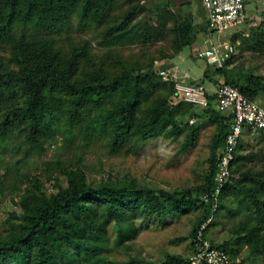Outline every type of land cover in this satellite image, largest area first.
<instances>
[{
	"label": "trees",
	"instance_id": "obj_1",
	"mask_svg": "<svg viewBox=\"0 0 264 264\" xmlns=\"http://www.w3.org/2000/svg\"><path fill=\"white\" fill-rule=\"evenodd\" d=\"M7 2L10 7L7 20L0 22V40L11 36V21L21 8V0ZM101 2L84 0L82 12L86 16L94 8L100 13L97 24L103 20L113 23L106 30L107 38L115 35V39L123 41L124 38L132 42L133 38L149 41L163 36V23L157 26L139 24L138 13L142 7L130 5L121 15H114L111 19L110 14L105 13L108 8L104 9L106 6ZM22 13L25 16L23 26L32 17L34 24L43 25L36 0H24ZM159 13L161 16L165 14L163 10ZM167 20L171 23L169 30L173 32L171 51L176 55L190 43L191 23L177 15H170ZM260 29V24L259 29L252 27L250 35L259 40L260 34H264ZM235 34L230 40L235 39ZM27 35L23 29L18 41L22 46L21 52H12V67L0 57V140L6 142L10 137L16 138L12 146H23L26 155H32L34 151L42 152L48 139L59 134L71 142L76 139L86 143L103 142L111 152L133 151L140 143L168 128L170 132L180 133L183 130L182 120L178 119L183 117L186 118L184 126L188 127L190 139L195 140L198 128L188 125V118L199 117L193 109L194 105L182 100L170 105L167 95L175 94L174 82L163 81L151 65L128 66L109 74L101 67H86V63L92 61L86 45L73 47L70 53L61 54L46 46L32 47L31 40L26 39ZM229 61L222 68H215L223 79L218 85L233 84L242 94L255 100L264 91V76L228 68ZM208 101L205 110L211 112L215 128L209 141V168L195 192L193 189L173 193L156 190L139 183L132 175L122 180L91 184L85 180L79 166L62 169L55 174L52 177L53 191H46L37 177L19 180L16 188H23L24 193L13 199L18 212L11 214L12 228L4 234L0 233V264H113L105 252L110 250L112 241L119 243L134 236L135 230L131 224L126 228L123 219L127 212L135 213L144 204L153 209V205L162 207L166 203L167 206L162 207V210L167 209L162 214L166 221L165 214L177 218L182 211L201 200L204 212L197 227L192 230V237L196 236L200 223L211 214L210 200L204 201L203 196L209 197L214 188L216 154L231 123V115L215 105L214 94H208ZM211 105H215L216 109ZM7 148L4 144L2 153H7ZM238 157L236 154L231 164L232 176L222 188L219 200L233 180L241 187L260 218H264V209L259 207L256 190L241 183L250 178L249 174L236 176L234 164ZM4 168L5 173L0 174L1 182L11 172L8 165ZM59 175L65 179H60ZM250 176L261 186L264 185L261 178L259 181L253 174ZM22 184L25 186L22 187ZM262 205L264 208V200ZM213 220L209 226L215 222ZM110 230L115 233L113 240H110ZM215 246L224 248L231 256L237 254L235 245L228 247V243H223ZM182 261V258L170 256L161 264H181Z\"/></svg>",
	"mask_w": 264,
	"mask_h": 264
},
{
	"label": "rangeland",
	"instance_id": "obj_2",
	"mask_svg": "<svg viewBox=\"0 0 264 264\" xmlns=\"http://www.w3.org/2000/svg\"><path fill=\"white\" fill-rule=\"evenodd\" d=\"M83 2L84 0H36L43 25L34 24L32 17L23 26L24 0H21V8L16 11V17L11 21L13 24L11 36L7 35L0 40L2 61L11 67L14 65L12 52H21L22 46L18 41L25 29L28 34L26 39L31 40L30 45L34 48L46 46L53 51L67 54L73 47L86 45L92 58L91 62L86 63L87 68L101 67L109 74H115L128 66L151 65L156 71L167 70L168 60L176 56L171 51L173 32L169 30L171 23L167 17L177 15L181 19L189 20L186 13L183 15L184 13L169 12V9L164 7L158 9L154 15L141 14L139 17L141 26H148V23L157 26L158 23L159 25L163 23L165 25L163 36L149 41L133 38L130 42L124 38L123 41L115 39V35L107 38L106 30L113 23L103 20L101 24H97V21H100V13L94 8L85 16L82 12ZM257 5L259 7L253 11L251 6H248L245 22L234 32L235 39L230 40L233 42L235 52L229 58L227 67L239 69L241 73L246 71L264 76V34L258 33L259 40L250 35V29L252 27L259 29V24L262 28L260 31L264 32V24H261L258 14L262 5L261 3ZM9 7L7 0H0V22L7 20ZM160 10L165 14L161 16ZM197 13L202 15V10L201 13L200 11ZM82 18L84 21H81ZM190 49L189 45L182 49L180 55L185 54L187 58L180 66H186L191 62L196 66L199 64L198 59L205 60L196 55L198 59L194 58ZM167 98L170 105L179 101L174 94L167 95ZM263 100L264 91L255 98L261 105H264ZM215 105L211 107L216 109ZM193 107L199 117L188 118V125L198 128L195 140L190 139L188 127L184 126L186 118L183 117L178 119L182 120L183 130L180 133L170 132L168 128L140 143L133 151L111 152L103 142L86 143L80 142L79 139L71 142L63 134H59L48 139L42 152L34 151L32 155H26L23 146H12V143L17 141L16 138L10 137L6 142L0 140V174L5 173L4 166L8 165L11 168L6 179L0 181V233L4 234L12 228L11 214L18 212L13 199L24 193L23 188H16L19 180L37 177L46 191H53L55 189L52 187V177L66 168L81 167L85 180L91 184L106 180H122L127 175H132L139 183L156 190L163 189L173 193L193 189L195 192L194 189L203 183L209 168V141L215 128V121L205 107ZM4 144L9 147L7 153H2ZM237 154L239 157L234 164V168L237 169L236 176L240 173L249 174L250 178L241 183L256 190L259 207L264 209L262 205L264 185L261 186V183L258 184L250 176L253 174L257 180L261 178L264 183V136L258 132L246 134L242 137ZM59 176L60 179H65L62 175ZM239 180L242 178L239 177ZM24 186L25 184H22V187ZM228 187L214 211L215 222L208 227L207 236L213 245L223 243H228V247L235 245L237 254L230 255L235 264H264V218H260L241 187L233 180L228 183ZM201 204L200 200L199 203L191 205L177 218L165 214L166 221L162 218L163 212L167 211L162 210V207L167 206L166 203L162 204V207L153 205L155 206L153 209L149 204L146 206L144 204L135 213L127 212L123 219L124 225L128 228L131 224L135 234L119 243L112 241L110 250L105 252L106 256L113 264L117 262L161 264L170 256L182 258L183 261L180 263L188 264L193 250L192 230L197 227L204 212ZM109 233L110 240H113L115 233L113 230Z\"/></svg>",
	"mask_w": 264,
	"mask_h": 264
},
{
	"label": "built area",
	"instance_id": "obj_3",
	"mask_svg": "<svg viewBox=\"0 0 264 264\" xmlns=\"http://www.w3.org/2000/svg\"><path fill=\"white\" fill-rule=\"evenodd\" d=\"M263 3L264 0H200L206 14V37L209 45L196 53L214 68H222L235 52L233 43L228 40H214L213 37L231 35L246 20L247 5L250 2ZM264 22V9L259 13ZM163 81H173L175 98L198 107H207L208 92L200 82L181 83L173 80L166 69H159ZM216 106L225 114L231 115L230 128L222 147L216 154L215 185L204 201L210 200L211 214L198 226L196 236L192 238L193 250L188 264H235L229 253L215 246L207 236V229L213 220V213L219 202V194L232 176L231 164L236 158L239 141L244 133L264 134V106L242 94L237 86L222 83L214 90ZM192 122V121H191Z\"/></svg>",
	"mask_w": 264,
	"mask_h": 264
},
{
	"label": "crops",
	"instance_id": "obj_4",
	"mask_svg": "<svg viewBox=\"0 0 264 264\" xmlns=\"http://www.w3.org/2000/svg\"><path fill=\"white\" fill-rule=\"evenodd\" d=\"M101 4L104 7L106 6L104 9L107 10L108 8L109 11H105V13L107 12V14H110L111 19L114 15H121L130 5H138L142 7V10H140L138 13V19L141 14L154 15L159 11L158 9L164 7L169 9L170 12L184 13L183 15L186 13V16L189 18L191 23L190 35H192V38L190 43L186 44L185 46H190V51L194 58H196V53L209 45V41L207 40L208 37H206V14L200 0H102ZM261 5L262 6L259 9L263 10V3H261ZM248 6H251L252 11L256 7H259L257 3L252 1L247 5V8ZM201 10L202 15H199L197 11H200L201 13ZM232 34H225L219 38L217 36L213 38L214 40H230ZM182 49L176 54V56H173L167 62V71L169 72L170 76L173 78V80L185 84L202 82V84H204L206 87L208 94L213 95L215 88L223 80L221 79L222 77H220V75L215 72V68L208 64L206 60L196 58L199 60V64H196V66H193L192 62L186 66H180V64H182V62L187 58V55L185 54L180 55L182 53ZM262 106L264 105L262 104Z\"/></svg>",
	"mask_w": 264,
	"mask_h": 264
}]
</instances>
